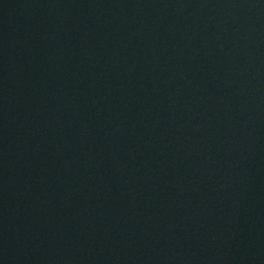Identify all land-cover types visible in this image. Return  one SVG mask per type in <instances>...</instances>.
Here are the masks:
<instances>
[{
    "label": "water",
    "instance_id": "1",
    "mask_svg": "<svg viewBox=\"0 0 264 264\" xmlns=\"http://www.w3.org/2000/svg\"><path fill=\"white\" fill-rule=\"evenodd\" d=\"M0 264H264V0H0Z\"/></svg>",
    "mask_w": 264,
    "mask_h": 264
}]
</instances>
